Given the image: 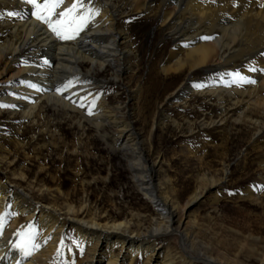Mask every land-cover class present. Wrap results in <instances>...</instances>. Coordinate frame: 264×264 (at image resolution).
<instances>
[{"label":"rangeland","instance_id":"obj_1","mask_svg":"<svg viewBox=\"0 0 264 264\" xmlns=\"http://www.w3.org/2000/svg\"><path fill=\"white\" fill-rule=\"evenodd\" d=\"M168 3L157 0L149 16L124 17L121 28L129 33L131 46L116 58L117 72L108 67L95 71L93 79L79 76L63 83L66 93L73 87L84 93L90 87L92 97L84 98L92 102L84 117L81 111L45 105L33 123L23 120L20 111L0 109V179L15 183L26 175L28 183L19 187L35 198L43 196V202L55 205L63 216L72 206L89 222L127 221L133 231L146 234L161 218L113 148L121 131L134 129L148 159L156 164L158 193L179 213L181 232L193 246L191 254L206 252L224 264H263L264 116L255 110L242 114L241 108L227 106L228 98L222 105L197 93L179 100L191 82L204 77L191 73L188 66L177 70V61H171L179 30L165 27L159 15ZM81 68L83 73L91 70L88 63ZM103 98L107 107L98 110ZM97 115L102 116L99 129L87 119ZM18 127L26 132L19 134L27 143L25 150L13 145ZM7 158L14 167L8 169ZM174 234L156 237L159 253L152 264L167 254L172 263L182 264L181 236ZM63 237L68 250L84 263L87 247L77 232L67 227ZM114 252L125 256L120 247ZM144 263L141 258L137 264Z\"/></svg>","mask_w":264,"mask_h":264},{"label":"bare ground","instance_id":"obj_2","mask_svg":"<svg viewBox=\"0 0 264 264\" xmlns=\"http://www.w3.org/2000/svg\"><path fill=\"white\" fill-rule=\"evenodd\" d=\"M156 1L63 0L50 21L62 19L59 14L77 4L72 14L76 22L70 26L57 25L63 36L71 37L65 39L49 23L36 18L33 14L36 9L27 0H0V13L4 14L0 16V86L3 87L0 109L5 106L12 112L20 111L23 120L33 123L37 116L40 118L39 112L45 105L56 110L81 111L84 117L92 102L91 98H84L92 97L90 87L81 93L83 89L73 87L74 84L66 93L63 85L79 76L93 79L95 71L108 67L117 72L118 56L131 46L129 33L121 28L124 17L149 16L155 13ZM9 11L20 15L7 16ZM41 14L47 15L44 11ZM159 15L165 27L179 30L175 50L169 55L171 61H177V70L188 66L191 73L204 77L202 82H191L179 100L197 93L211 101L217 99L222 105L228 98L230 104L226 105L236 110L241 108L240 113L255 110L257 115L264 116V0H169ZM81 16L85 18L83 21L79 19ZM181 56L184 61L180 60ZM86 63L91 70L83 73L81 66ZM169 70L163 71L168 74ZM65 71L69 73L64 74ZM97 106L98 110L106 109L104 98ZM100 118L97 115L87 119L99 129ZM102 122L106 121L102 119ZM16 130L18 138L13 145L25 150L27 143L19 134L25 136L26 132L20 133V127ZM119 135L113 148L122 154L139 191L158 212L161 221L157 227L139 234L127 221L89 222L80 218L72 206L68 207L69 214L63 216L55 205L43 202V196L35 198L20 188L24 182L28 183L26 175L21 174L20 181L15 183L0 179V264H80L78 254L68 250L63 237L67 227L75 230L87 247V260L81 264H137L141 258L144 264H152L159 253L154 240L169 233L181 236L182 264H196L198 260L224 264L206 252L198 257L191 254L193 246L181 232L177 209L158 193L156 164L148 159L138 132L127 129ZM6 161L8 169L15 166L12 158ZM10 185L17 189H11ZM116 247L125 251L124 258L114 252ZM163 259L158 264H174L168 254Z\"/></svg>","mask_w":264,"mask_h":264},{"label":"snow or ice","instance_id":"obj_3","mask_svg":"<svg viewBox=\"0 0 264 264\" xmlns=\"http://www.w3.org/2000/svg\"><path fill=\"white\" fill-rule=\"evenodd\" d=\"M28 3H30L36 11L33 13L38 20H42L45 23H49V26L52 28L54 32L57 33V35H61L62 38L68 39L71 38L69 36H63L60 31L57 29V25H69L71 23H75L72 14L75 13L77 9V4H73L70 8L64 10L59 15L62 17V19L55 21V23H52L50 21V17L55 14L54 10L60 6V4L63 2V0H27ZM44 11L47 13V15H42L41 12ZM4 15L3 13H0V16ZM7 16L10 17H16L20 15L18 12L9 11L6 13ZM80 21H83L85 18L81 16Z\"/></svg>","mask_w":264,"mask_h":264}]
</instances>
